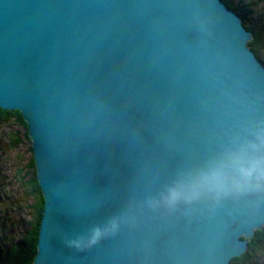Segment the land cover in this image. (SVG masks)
<instances>
[{"label":"water","instance_id":"water-1","mask_svg":"<svg viewBox=\"0 0 264 264\" xmlns=\"http://www.w3.org/2000/svg\"><path fill=\"white\" fill-rule=\"evenodd\" d=\"M222 0H0V109L43 198L32 264H229L264 194L149 206L264 125V67ZM92 247V229L102 231Z\"/></svg>","mask_w":264,"mask_h":264},{"label":"clouds","instance_id":"clouds-1","mask_svg":"<svg viewBox=\"0 0 264 264\" xmlns=\"http://www.w3.org/2000/svg\"><path fill=\"white\" fill-rule=\"evenodd\" d=\"M254 135V142L234 144L207 161L202 168L179 175L158 198L148 201L149 206L162 205L173 209L181 201L191 202L201 197L264 194V125L257 126ZM117 227L118 223L113 220L103 231L99 227L92 229L87 244L83 246L79 237L66 243L84 251Z\"/></svg>","mask_w":264,"mask_h":264},{"label":"rangeland","instance_id":"rangeland-1","mask_svg":"<svg viewBox=\"0 0 264 264\" xmlns=\"http://www.w3.org/2000/svg\"><path fill=\"white\" fill-rule=\"evenodd\" d=\"M249 24L261 35L264 60V0H236ZM27 129V128H26ZM12 116L0 118V248L27 237L36 221L37 194L31 180V140Z\"/></svg>","mask_w":264,"mask_h":264},{"label":"trees","instance_id":"trees-1","mask_svg":"<svg viewBox=\"0 0 264 264\" xmlns=\"http://www.w3.org/2000/svg\"><path fill=\"white\" fill-rule=\"evenodd\" d=\"M226 6L233 9L241 18L243 25L251 32V40L248 42V47L254 52L258 61L264 67V60L260 59L261 51V35L254 31L253 26L249 23L248 16L244 13L236 3V0H222ZM12 116L18 120L25 129V137L29 140L26 124L21 114L16 110L0 109V118L7 119ZM31 149V148H30ZM32 151V149H31ZM31 168L33 169V178L31 180L32 188L37 194V203L35 204L36 221L26 238L17 241L11 246L0 248V264H32L33 258L37 252L36 241L38 235L39 224L43 213V198L37 182L35 165L31 158ZM229 264H264V226L260 230L254 232L251 240L248 241L247 250L239 257H234L229 261Z\"/></svg>","mask_w":264,"mask_h":264}]
</instances>
